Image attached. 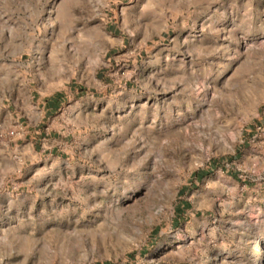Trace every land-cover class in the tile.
Listing matches in <instances>:
<instances>
[{
	"label": "rangeland",
	"instance_id": "rangeland-1",
	"mask_svg": "<svg viewBox=\"0 0 264 264\" xmlns=\"http://www.w3.org/2000/svg\"><path fill=\"white\" fill-rule=\"evenodd\" d=\"M0 264H264V0H0Z\"/></svg>",
	"mask_w": 264,
	"mask_h": 264
},
{
	"label": "crops",
	"instance_id": "crops-1",
	"mask_svg": "<svg viewBox=\"0 0 264 264\" xmlns=\"http://www.w3.org/2000/svg\"><path fill=\"white\" fill-rule=\"evenodd\" d=\"M57 106H58V101L56 99L47 100V102L44 105V109H45L46 114H50V113H53L54 111H56ZM58 110H60V109H58Z\"/></svg>",
	"mask_w": 264,
	"mask_h": 264
},
{
	"label": "trees",
	"instance_id": "trees-1",
	"mask_svg": "<svg viewBox=\"0 0 264 264\" xmlns=\"http://www.w3.org/2000/svg\"><path fill=\"white\" fill-rule=\"evenodd\" d=\"M202 177H205L204 174H201ZM189 203H182V205H178L175 209L178 218H181L185 215V211L189 208Z\"/></svg>",
	"mask_w": 264,
	"mask_h": 264
}]
</instances>
